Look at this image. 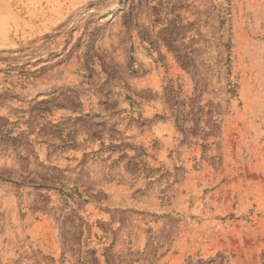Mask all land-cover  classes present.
<instances>
[{
    "label": "rangeland",
    "instance_id": "1",
    "mask_svg": "<svg viewBox=\"0 0 264 264\" xmlns=\"http://www.w3.org/2000/svg\"><path fill=\"white\" fill-rule=\"evenodd\" d=\"M0 264H264V0H0Z\"/></svg>",
    "mask_w": 264,
    "mask_h": 264
}]
</instances>
